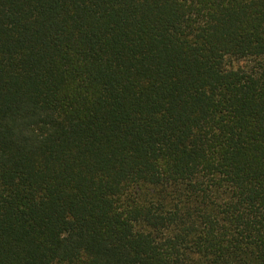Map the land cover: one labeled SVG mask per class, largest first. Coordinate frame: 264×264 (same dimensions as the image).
Masks as SVG:
<instances>
[{"label":"trees","instance_id":"1","mask_svg":"<svg viewBox=\"0 0 264 264\" xmlns=\"http://www.w3.org/2000/svg\"><path fill=\"white\" fill-rule=\"evenodd\" d=\"M0 264H264V0H0Z\"/></svg>","mask_w":264,"mask_h":264}]
</instances>
